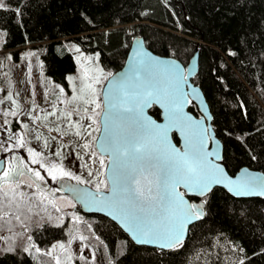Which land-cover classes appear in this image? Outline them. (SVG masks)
I'll list each match as a JSON object with an SVG mask.
<instances>
[{
  "label": "trees",
  "instance_id": "16d2710c",
  "mask_svg": "<svg viewBox=\"0 0 264 264\" xmlns=\"http://www.w3.org/2000/svg\"><path fill=\"white\" fill-rule=\"evenodd\" d=\"M5 3L8 7L0 9L1 50L33 49L42 71L67 89V76L76 69L70 50L74 44L79 51L95 53L108 75L122 66L135 35L152 51L183 64L197 50L192 81L209 106L227 171L233 174L248 166L264 172V0ZM188 109L198 114L195 103ZM149 113L160 118L154 105ZM173 138L177 142L175 134ZM202 200L203 219L189 227L181 246L162 250L135 244L114 221L82 212L71 199L66 206L75 209L76 216L65 212L56 222L49 216L29 222L12 240L17 250L0 253V264H34L33 249L44 253L54 241L68 243L76 235L93 252V264H264V198L234 197L214 187ZM23 247H30L31 255ZM42 256L55 264L37 254L36 264Z\"/></svg>",
  "mask_w": 264,
  "mask_h": 264
},
{
  "label": "snow or ice",
  "instance_id": "6c2138e0",
  "mask_svg": "<svg viewBox=\"0 0 264 264\" xmlns=\"http://www.w3.org/2000/svg\"><path fill=\"white\" fill-rule=\"evenodd\" d=\"M7 7L5 0H0V9ZM87 59L91 60V57ZM79 60L80 57H77V61ZM91 79L93 83L88 84L87 88L90 95L94 96L96 94L94 84H99L100 78L92 77ZM186 82L187 76L179 68L160 70L155 62L148 60L138 62L130 70L129 75L114 81L109 86V93L105 96L103 139L99 143L98 159L100 166L104 167L105 153L108 154L111 173L107 187L111 193V200L124 212L125 218L133 228L145 238L138 242L163 241L159 244L161 248L181 246L184 230L203 219L202 208L189 204L184 199L187 191H195L203 196L209 188V180H214L215 183L227 181L229 185L235 187L237 192H248L259 188L260 194H264V184L257 185L251 179L231 181L226 176H217L216 173L220 171L219 166L215 169L210 167L207 157L212 153L205 151L206 145L202 133L189 129L186 147L182 153L175 148L169 153L159 146L161 140H166L167 132L171 128L179 126L181 130H184L189 127L190 118L184 113L183 107L185 103L191 101L187 99L188 94L181 87L182 84L186 85ZM60 90L63 91V89ZM79 99L83 100L85 105H95L91 109L85 107L83 111L88 119L96 123L95 118L101 116V113L97 111L100 104L94 99H86L83 96ZM153 102L160 104L164 109L167 126L157 124L151 118L144 116V108L149 107ZM15 114V112L12 113V115ZM54 114V112L50 113V115ZM71 115L72 112H68V116L71 117ZM88 128H92V125H88ZM100 130L99 126L94 129L97 132ZM153 130H159L160 135L154 137ZM76 135L81 136L82 133L77 132ZM88 135H91V132H88ZM18 146L22 147L23 144L18 142ZM45 146L47 147V143ZM9 147L11 146L0 141V150L7 151ZM81 147L89 149L91 145L84 143ZM28 151L33 154L31 164L45 169L52 180L58 179L55 174L57 171L55 163L48 166L36 158L40 156L39 153H35L32 148ZM91 156L97 157V152L93 150ZM10 167L9 170H3L0 180L9 179ZM28 171L34 172L36 177L44 180L40 171L32 168ZM144 171H149L155 177L154 181H149L147 195L138 178V174ZM88 175L91 177L93 173L89 171ZM97 175L100 174L97 173ZM60 176L71 177L78 183L86 182L80 176L62 169ZM104 183V180L96 183V194L92 196L93 202H104L105 198L100 196V186ZM181 184L184 185L186 192L177 190ZM28 187L30 188L31 185ZM25 195L26 193L20 191L19 185L0 184V231L5 228L11 231V227L8 226H14L16 223H20L23 227L22 217L16 212L20 211L19 205L23 202ZM84 198H88L87 194ZM14 205L16 211H13ZM10 239L9 236L0 235V241H4L6 245ZM27 240L31 241L32 236L28 235ZM16 250L15 246H5L3 249L5 252ZM22 251L29 255L32 253L30 247H23ZM35 253L37 256L52 255L51 251L42 253L39 247L35 248ZM83 258L82 255L81 259ZM55 264H60L58 258ZM240 264H243V261H240Z\"/></svg>",
  "mask_w": 264,
  "mask_h": 264
},
{
  "label": "rangeland",
  "instance_id": "374dc122",
  "mask_svg": "<svg viewBox=\"0 0 264 264\" xmlns=\"http://www.w3.org/2000/svg\"><path fill=\"white\" fill-rule=\"evenodd\" d=\"M2 38L0 32V43ZM76 49L78 47L75 44L70 48L76 61V69L67 76V89L42 71L39 56L33 49L22 48L13 53L1 50L0 46V141L11 146L7 151L0 150V158L3 159L0 177L3 176V170H9L11 166L9 179L0 180V184L19 185L20 191L26 193L19 205L20 211L16 212L22 217L23 227L16 223L14 226H8L11 227V231L7 228L0 231V235L11 238L7 245L0 241V253L4 252L5 246L12 247L13 238L19 236L20 231H24L31 221L47 220L46 217L49 216L56 222L65 212L77 215L75 209L66 206L72 198L57 191V187L54 186L56 180H52L45 169L31 164L33 154L29 153V148L39 153L40 156L36 158L46 165L50 166L53 163L57 165L55 174L58 178L61 177L62 169L80 176L86 181L83 184L93 189H96L99 180L105 181L100 189L107 186L105 165L100 166L99 152L94 144L98 134L94 129L99 126V117L95 118L96 123L88 119L83 110L85 107L91 109L95 105H85L79 97L96 100L100 104L97 111L101 113V89L109 75L100 68L95 53ZM77 57H80L79 61ZM88 57H91V60H88ZM92 77L100 78V83L94 84L96 88L94 96L90 95L87 88L88 84L93 83ZM13 112L16 114L12 115ZM53 112L55 114L50 115ZM68 112H72L71 117L68 116ZM36 117L39 119H35ZM13 123H16L14 127ZM90 124L92 128H88ZM77 132L82 135L77 136ZM88 132H91V135H88ZM18 142L23 146H18ZM84 143H89L91 148L83 149L81 146ZM93 150L97 152V157L91 156ZM55 153L59 155H54ZM106 161L105 156V164ZM29 168L40 171L44 180L36 177L34 172L28 171ZM89 171L93 173L91 177L88 175ZM66 178L76 181L71 177ZM13 211H16L15 205ZM23 235L27 239V234ZM47 251H51L52 255L49 257L54 263L58 258L60 264H93V252L78 235L68 243L54 241L45 249V252ZM34 257L36 264V254ZM40 261L41 264H50L44 256L40 257Z\"/></svg>",
  "mask_w": 264,
  "mask_h": 264
},
{
  "label": "water",
  "instance_id": "95a60500",
  "mask_svg": "<svg viewBox=\"0 0 264 264\" xmlns=\"http://www.w3.org/2000/svg\"><path fill=\"white\" fill-rule=\"evenodd\" d=\"M151 60L155 62L157 67L160 70L167 68H179L180 71L187 76L186 85L182 84L181 87L188 94L187 99L196 104L198 109V114H194L192 111L188 109L190 103H185L183 107L184 113L189 117V127L181 130L179 126L171 128L167 132L166 140L160 141V147L162 149H166L169 153L173 148L178 149L181 153L184 152L186 147V137L189 129L194 132L202 133L203 139L206 145V152L212 153V155L207 157L209 165L211 168L215 169L216 166H219L220 171L216 173L217 176L227 177L231 181H240L241 179H251L257 185L264 184V172L255 168H250L248 166L240 167L235 173L230 174L222 160V142L215 135V132L211 125L212 115L209 109V106L206 102V99L203 95L201 88L192 81V77L196 73L198 69V52L195 50L193 55L190 57L186 64H183L176 57L170 55H162L152 51L148 48L144 42V39L140 35H135L131 39L130 46L128 48L126 57L124 62L120 68L111 73L105 80L102 89H101V116L99 117V127L100 131L98 132L94 144L99 152V143L103 139V115L105 110V96L110 91V85L119 80L122 77L130 74V70L133 68L135 64L138 62H144ZM156 106L160 110V118H155L152 114L149 113V109L151 106ZM143 114L145 117L151 118L157 124L167 126V120L164 116V109L158 103H151L149 107H145L143 110ZM206 131H203L205 130ZM173 134L177 137V142L173 138ZM160 135L159 130H153V136L158 137ZM107 158L104 175L107 181V185L109 184V177L111 173L110 161L108 159V154L105 153ZM3 167V159L0 158V170ZM138 178L141 181V187L144 188L145 194L147 195V188L149 181H154L155 177L149 172L144 171L138 174ZM55 185L57 189L67 194L72 198V200L78 204L80 210L84 213H97L104 215L114 221L135 243L139 245H147L157 249L167 250L170 248H161L159 246V242H138L139 240L145 239L140 233L133 228V226L129 223V221L125 218L124 212H122L111 200V193L109 192L108 187L105 189H100V196L104 197L105 200L103 203L93 202L92 196L96 194V189L91 188L87 184L78 183L77 181H72L66 177H59L55 181ZM214 187H222L227 192H229L234 197H262L264 198V194H260V189L256 188L252 191L248 192H237L233 185H229L227 181L224 183H215L214 180H209V188L206 191L205 195ZM177 190L179 192H186V189L183 184L179 185ZM85 194H87L88 198L85 199ZM195 191H187L184 199L192 205H196L198 208H202L204 213L203 205L204 202L202 197ZM196 197L197 199L191 200L190 197ZM190 227V226H189ZM189 227H187L184 232V240L188 235ZM183 240V241H184Z\"/></svg>",
  "mask_w": 264,
  "mask_h": 264
},
{
  "label": "flooded vegetation",
  "instance_id": "af4514ba",
  "mask_svg": "<svg viewBox=\"0 0 264 264\" xmlns=\"http://www.w3.org/2000/svg\"><path fill=\"white\" fill-rule=\"evenodd\" d=\"M106 187H107V186H106ZM106 187H105V188H106ZM105 188H104V189H105Z\"/></svg>",
  "mask_w": 264,
  "mask_h": 264
}]
</instances>
